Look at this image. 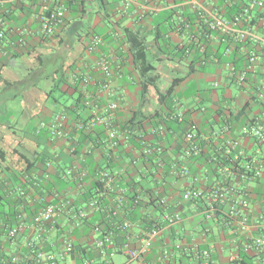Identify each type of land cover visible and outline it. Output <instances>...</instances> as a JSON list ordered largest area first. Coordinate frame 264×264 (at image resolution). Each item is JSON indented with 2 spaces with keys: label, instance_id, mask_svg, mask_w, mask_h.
Listing matches in <instances>:
<instances>
[{
  "label": "crops",
  "instance_id": "crops-1",
  "mask_svg": "<svg viewBox=\"0 0 264 264\" xmlns=\"http://www.w3.org/2000/svg\"><path fill=\"white\" fill-rule=\"evenodd\" d=\"M189 1L132 0L125 4L124 0H0V16L5 15L1 26L5 37L0 39V195L6 215H15L8 226H19L15 236H7L2 233L6 227L0 219V264L12 258L23 260L24 251L36 243L48 247L45 252L57 253L64 238H70L75 247L81 246L59 264L78 263L81 252L100 261L99 251L92 248L98 235L95 226L113 230L116 255L123 256L119 253L123 244L138 246L147 222L160 215L151 205L132 211L136 201L131 197L136 194L135 199L143 204L163 186L161 197L167 199L164 211L177 209L182 218L179 227L161 239L181 241L187 248L213 244L211 264H230L225 231L223 234L216 219L204 217L202 202L175 207L178 194L186 187L206 191L221 185L207 165L196 162L190 167L194 158H183L187 144L184 133L190 123L196 125L200 144L203 147L207 143L212 154V166L218 160L213 153L221 150L231 154L244 171L245 156L259 161L261 172L252 180L245 181V175L231 173L227 166L221 173L235 192L245 193V188L250 191L254 209L264 207V143L257 144L240 133L247 122H264V69L260 65L264 52L258 44L238 45L232 61L245 58V51L251 49L259 53L260 60L243 82L237 81L239 66H231L228 55L221 53L222 45L230 44L229 39L208 31ZM199 1L205 5L210 2ZM47 7L62 11V20L50 36L40 31ZM94 35L104 43L98 51L89 53L85 46ZM134 36L145 45L144 67L151 65L150 73L134 66L128 48V38ZM101 54L112 60L108 92H99L103 76L95 65ZM75 74L89 76L88 82L81 86ZM74 84L81 93L78 104L82 105L86 96L90 101L88 106L82 105L84 109L77 108V119L106 113L107 104L115 100V126L132 130L139 147L144 144L163 150L164 160L156 158L143 164L130 138L107 161L99 145L105 133L102 125L80 133L69 129L62 137L51 136L49 125L59 112L65 111L72 120L67 106L75 102ZM55 91L67 98L59 99L53 95ZM72 144L76 146L73 153L69 151ZM135 157L133 164L131 159ZM81 164L87 176L77 187L72 186L71 179L55 176ZM163 166L169 167L167 172ZM182 166L188 169L187 174L180 173ZM105 167L118 171L117 187L94 197L99 207L87 210L86 218L80 220L77 211L87 208L88 202L82 201L81 190L98 169ZM48 203L58 206L53 226L37 237L32 218ZM124 220L131 221L132 226L125 232L115 230L114 225ZM162 245L157 240L153 243L146 256L150 263L156 261ZM187 253L178 252L171 264H199ZM115 263L137 264L126 259Z\"/></svg>",
  "mask_w": 264,
  "mask_h": 264
},
{
  "label": "built area",
  "instance_id": "built-area-1",
  "mask_svg": "<svg viewBox=\"0 0 264 264\" xmlns=\"http://www.w3.org/2000/svg\"><path fill=\"white\" fill-rule=\"evenodd\" d=\"M132 0H124L128 4ZM210 0L208 5L199 0H190V5L196 9V14L203 22L208 31H214L221 39H229L230 44H258L264 52V0H245L239 3V9L234 10L230 16H226L223 10V4H231L233 0ZM45 14L41 17L40 31L43 35L50 36L54 33L55 28L62 20V11L56 7L45 9ZM5 15L0 16V39L4 37L2 24ZM104 40L98 36H92L85 49L91 53L99 50V46ZM230 51V46L226 52ZM246 52V65L237 75V81L243 82L246 73L253 70L258 65L260 55L255 50ZM96 68L101 72L103 79L99 82V92H108V79L111 77L112 60L108 55L101 54L96 60ZM81 86L88 82L89 76L78 77ZM216 85V84H215ZM84 89V88H83ZM86 92V89L83 92ZM90 101L88 96L82 101V105L88 106ZM118 103L115 100L107 104L106 113H95L88 119L69 120L65 111L59 112L49 125L50 134L53 137H62L68 133L69 129L86 130L92 129L96 125H102L105 129L104 136L99 139V145L104 151L107 161L114 156V152L119 149L121 143L128 140L132 135V130L123 128L120 130L113 123V113L117 109ZM181 119V114L177 115ZM240 133L246 138L252 139L257 144L264 143V122L253 121L247 122L241 127ZM184 137L187 144L183 150V158L196 156L201 150V144L198 140L196 125L190 123L187 127ZM75 144L69 147L71 153L75 152ZM153 147L145 146L144 152L149 153ZM132 163L135 162L131 159ZM82 163V162H81ZM261 166L259 161L245 156V181L252 180L259 176ZM180 173L187 174L188 169L182 166ZM118 171L113 169L100 168L96 171L94 178L102 185L103 193L114 191L117 187ZM87 171L81 164L77 168H67L61 172V177L66 179L72 177L81 185ZM201 201L204 217L207 219H216L221 225L223 234L225 231V243L228 247V261L241 260L242 256L250 257L253 264H264V207L254 209L251 206L250 191L245 188V193H237L229 185L212 186L204 191L197 187H186L180 191L176 200L175 207L179 208L188 202ZM159 202L166 207L167 199L161 197ZM87 208L77 211L80 220L87 216V210L97 209L99 201L97 198H91L86 203ZM58 206L55 203H48L42 206L35 215L32 223L37 230V237H42L52 228L53 215ZM218 213V215H216ZM181 213L177 209L173 212L167 210L159 219L146 226L140 234V243L138 246H129L123 244L119 249L127 261H135L137 264H171V259L179 252L189 254L199 264H211L212 255L215 252L213 244L206 247L191 246L187 248L181 241H171L170 243L161 239L168 236L170 230L178 228L181 224ZM132 226V222L124 220L114 225V229L125 232ZM8 236H15L19 231V226H6ZM94 230L98 235L92 241V248L99 251L100 261H94L88 253L81 252L80 261L76 264H117L113 261L117 249L113 239V230L103 231L100 227L95 226ZM208 231V229H206ZM163 242L162 247L156 254L157 263H150L146 256L150 252L155 241ZM75 244L70 238H64L62 247L57 253L43 252L35 250L30 264H59L64 259L75 252ZM16 258L3 264H13Z\"/></svg>",
  "mask_w": 264,
  "mask_h": 264
},
{
  "label": "trees",
  "instance_id": "trees-1",
  "mask_svg": "<svg viewBox=\"0 0 264 264\" xmlns=\"http://www.w3.org/2000/svg\"><path fill=\"white\" fill-rule=\"evenodd\" d=\"M234 2L231 3V4H223V10H224V13L226 16H230L234 10L236 9H239V3L238 2H242V3H245L244 0H233ZM223 1L221 0V3ZM4 37H5V32H4ZM248 43L245 42V46L247 45ZM240 44H236V45H231V44H225V45H222V51L221 53L223 55H228L227 59L231 62V66H239L237 69V71L240 73L245 65H246V52H245V58H240V59H236V60H233L232 59L234 58V54H233V51L236 50L237 48H239ZM230 46V51L229 52H226V48ZM128 48H129V51L131 52L132 54V61L134 63V66L136 69H140L142 72L144 73H150V71L152 70V66L151 65H146V67H144V63H145V45L143 43L142 40H140L139 38H137L136 36L134 37H131V38H128ZM237 61H241V63H237ZM234 64V65H233ZM261 67L264 69V63L260 64ZM242 66V67H241ZM235 68V67H234ZM252 71V70H250ZM249 72V71H248ZM247 72V73H248ZM238 73V74H239ZM246 73V74H247ZM246 79V78H245ZM62 81V79H60ZM71 87V86H70ZM73 88V91L75 93V96H74V104L73 106H67L68 107V110H69V115H70V118L72 119L71 121H74L77 119L78 117V114H77V108H80L79 110L81 109H84L82 105H79L78 102L81 100V93L80 91L78 90V86L77 84H74V86H72ZM156 88V86H155ZM157 89V88H156ZM143 90H145V87L143 86ZM157 91H159L157 89ZM159 93L161 94V92L159 91ZM74 132H79L80 131H84V130H73ZM136 134L132 133V135L130 136V143H132L137 149H139V157L138 159L142 161L143 164H146L147 161H154V159L156 158H159L160 160L163 159L164 160V157H163V150H159L157 149V147H153V149L149 152V153H145L144 150H143V147L144 144H142L140 147H139V141H134L136 139ZM136 142V143H135ZM2 151L0 150V157H2ZM213 155L215 157L218 158V160H215L216 162V165L215 166H212V154L210 153V150L208 148V145L207 143L203 144V147H202V143H201V150L200 152L196 155V156H193V157H189L187 158L188 161L193 159L194 160H191L189 163L193 164V163H196V162H200V163H203L204 165H207V168L210 169V170H213L214 173L216 174V177H218L219 181L221 182V185H228L227 184V176L222 174L221 172L222 171V168L227 166L228 170L231 172V173H235L237 175H245V171L244 169L242 168V166L239 165L238 161H234L232 159V156L231 154H226L224 152V150H221V151H218V152H214ZM133 159V158H132ZM136 157L134 158V160L136 161ZM135 164V163H133ZM169 164V162H168ZM189 165L190 167L192 166ZM154 168H156V165L154 166ZM164 169L165 172L168 171V166L165 167L163 166L162 167ZM57 178H60L61 180H65L61 177V174L59 173H56L55 175ZM258 177V176H257ZM256 177V178H257ZM66 179H71L73 182L72 183V186L73 187H77L78 185V182L73 179L72 177H67ZM67 183V182H66ZM164 189V186L162 187ZM163 189H161L160 191H156L155 194H150L149 195V199L146 201H144L143 204H141L140 202H138V200L135 199V195L131 197V201H136V203H132L134 205H132V211L135 210L136 208L138 207H141V205H151V206H154L158 211H160V215L159 216H156L154 219H151L147 222L148 225L152 224V222L156 221L157 219L160 218V216L164 213V209H166V207H164L160 202V198L162 196V193H163ZM104 190L102 189V185L99 183V181H97L95 178H93V180L89 183L88 186H86V188H84V190L82 189L81 190V199L82 201H88L89 199L91 198H94V197H97L101 194H103ZM3 198L2 196L0 195V219L3 220L4 222V225L3 227L5 226H8L10 225V222L12 221H15V215H14V212H12V214L10 215H6V213L4 212L3 210ZM137 215V214H136ZM218 215V213L216 214ZM7 216V217H5ZM142 217V216H140ZM7 218V219H6ZM142 220L145 221V218L142 217ZM147 225V226H148ZM4 227V228H5ZM3 231V230H2ZM2 233H6L7 236H8V233H7V229H6V232H2ZM9 239V237H8ZM76 250L75 251H78V248L79 246H81V244H76ZM44 249H48V247L46 246H40V244L36 243V244H33L31 246H29V248H27L25 251H24V258L23 260H16L14 262H12L13 264H30V261L32 260V257L35 255V250H41L43 252ZM7 261H11V259H8ZM5 261V262H7ZM230 264H253V262L251 261L250 257L248 256H242V259L241 260H235V261H232L230 262Z\"/></svg>",
  "mask_w": 264,
  "mask_h": 264
},
{
  "label": "rangeland",
  "instance_id": "rangeland-1",
  "mask_svg": "<svg viewBox=\"0 0 264 264\" xmlns=\"http://www.w3.org/2000/svg\"><path fill=\"white\" fill-rule=\"evenodd\" d=\"M55 96L59 97V99H66L67 97L64 96V94H61L59 91H55L53 92ZM114 262H119V260H125V257L124 256H121V255H116L114 256L113 258Z\"/></svg>",
  "mask_w": 264,
  "mask_h": 264
}]
</instances>
